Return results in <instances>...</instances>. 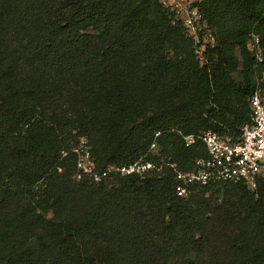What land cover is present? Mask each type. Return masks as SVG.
<instances>
[{"label": "trees", "instance_id": "trees-1", "mask_svg": "<svg viewBox=\"0 0 264 264\" xmlns=\"http://www.w3.org/2000/svg\"><path fill=\"white\" fill-rule=\"evenodd\" d=\"M202 12L203 65L159 0H0V264H264V179L175 191L206 154L181 135L238 137L264 70V0ZM80 138L99 172L153 168L76 180Z\"/></svg>", "mask_w": 264, "mask_h": 264}, {"label": "built area", "instance_id": "built-area-1", "mask_svg": "<svg viewBox=\"0 0 264 264\" xmlns=\"http://www.w3.org/2000/svg\"><path fill=\"white\" fill-rule=\"evenodd\" d=\"M205 0H159L161 6L171 12L184 28L185 34L193 42L194 54L199 64L207 63L208 51L215 46L214 33L208 27L202 12ZM249 49L254 53L257 62H262V51L258 35L251 33ZM258 77V76H257ZM248 98L249 119L239 128L235 139L226 134L206 130L198 134L181 135L186 147L201 141L206 149L205 156L195 158L193 168L188 172H176V194L186 197L194 186H205L211 183H243L255 190L259 179H264V92L258 79ZM159 133H156L157 136ZM156 147L153 142L149 150ZM75 154V179L88 178L100 182L109 173L121 175L145 174L153 168L150 162L139 159L127 165L108 166L99 172L91 157L89 146L84 138L73 149ZM65 155V153H63Z\"/></svg>", "mask_w": 264, "mask_h": 264}, {"label": "rangeland", "instance_id": "rangeland-1", "mask_svg": "<svg viewBox=\"0 0 264 264\" xmlns=\"http://www.w3.org/2000/svg\"><path fill=\"white\" fill-rule=\"evenodd\" d=\"M262 56H263V58H262V62H264V53H262ZM240 65V64H239ZM259 65V64H258ZM258 70H260V71H257V78L259 79H264V70H262V69H260V68H258ZM262 88H263V86H262ZM87 138H85V140H86ZM150 152L151 153H154V154H156V155H158L159 154V152H158V147L156 146V147H154L152 150H150Z\"/></svg>", "mask_w": 264, "mask_h": 264}]
</instances>
